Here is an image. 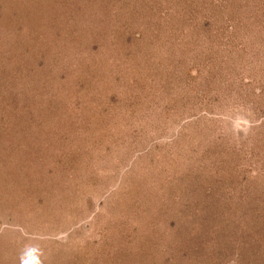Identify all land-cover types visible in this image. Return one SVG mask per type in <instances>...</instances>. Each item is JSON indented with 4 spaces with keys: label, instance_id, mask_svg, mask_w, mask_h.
I'll return each instance as SVG.
<instances>
[{
    "label": "rangeland",
    "instance_id": "rangeland-1",
    "mask_svg": "<svg viewBox=\"0 0 264 264\" xmlns=\"http://www.w3.org/2000/svg\"><path fill=\"white\" fill-rule=\"evenodd\" d=\"M0 264H264V0H0Z\"/></svg>",
    "mask_w": 264,
    "mask_h": 264
}]
</instances>
